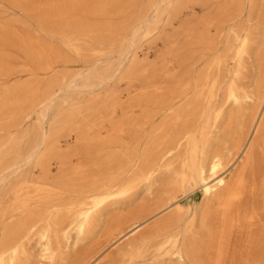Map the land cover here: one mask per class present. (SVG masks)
Masks as SVG:
<instances>
[{"label":"bare ground","instance_id":"6f19581e","mask_svg":"<svg viewBox=\"0 0 264 264\" xmlns=\"http://www.w3.org/2000/svg\"><path fill=\"white\" fill-rule=\"evenodd\" d=\"M2 1L35 29L0 19V264H264V0ZM187 7L199 11L159 63L142 64L139 40ZM145 10L151 20L137 23ZM118 37L122 78L144 80L140 95L68 97L61 109L58 93L80 84L56 65L113 53ZM16 67L30 79L5 85ZM91 79L82 86L109 78ZM52 110L60 130L24 150L21 124L35 113L43 130ZM62 130L81 147L62 152ZM30 164L35 179L22 177Z\"/></svg>","mask_w":264,"mask_h":264},{"label":"rangeland","instance_id":"374dc122","mask_svg":"<svg viewBox=\"0 0 264 264\" xmlns=\"http://www.w3.org/2000/svg\"><path fill=\"white\" fill-rule=\"evenodd\" d=\"M198 9H196L197 11ZM194 8L187 7V8H181L178 10V13L176 16L171 17L168 19L167 15H164L162 18V21L159 25L158 30L155 32V34L148 39H141L138 42V48H137V59L142 63L146 65H154L159 63L160 55L166 50L167 48V38L173 34H176L179 30H181L182 24L186 21H190L196 12ZM199 11V10H198ZM153 16L152 10H145L142 14L140 21L137 23L146 24L149 20H151ZM0 19L2 21L6 22H14L18 19H24L31 23L32 29H35L34 24L28 19L26 14L17 8L16 6L10 4L9 2L0 0ZM133 27V25L131 26ZM130 27V29H131ZM129 29V30H130ZM36 34H38L40 37L46 39L47 41L53 42L54 44H58V41L55 38L48 37L44 33L34 30ZM121 39L118 37L117 39V46L113 53L106 54L103 57H92L91 55L86 56L84 58H77L73 55H70L71 59L65 63H59L56 65L57 71H65L67 74H69L67 83H69L72 79L76 80L80 86L69 88L66 92H60L58 93V99L57 103H59L61 109L64 110L66 105H63V101L65 98L71 97V99L76 101L86 100L91 97H99L103 98L106 96H109L111 98H116L117 102L119 103H128L132 102L135 98H137L141 93V87L144 85V80L141 79H124L122 78V75H124L125 68L128 64L127 60H124L121 62L122 59L119 53V50L121 48ZM21 61V59L19 60ZM124 68V69H123ZM21 70V67H16L13 70V74L9 76L8 78H5V85H11L16 81L19 82H25L30 79V75L27 73H19L18 71ZM17 72V73H16ZM100 74H106L108 76V80L104 82L102 86L95 87L94 89H89L85 86H82L84 82L91 81V77L94 75H100ZM39 78L43 82H45L48 77H50V74L44 75L42 73H39ZM87 76H90V78H87ZM157 81V80H155ZM157 85H160L157 83ZM162 85H164L162 83ZM4 86V85H3ZM0 82V92L3 90V87ZM68 106V105H67ZM64 107V108H63ZM37 111L40 110L39 108L36 109ZM121 109H117L115 112H112L111 110L106 112L104 116L107 115V117L113 118V120L119 119L121 116ZM56 117V110H52L49 112V115L47 116L44 124V128L39 126V121L36 118V114L28 119H26L22 124L21 127L27 129L30 133V139L28 143H23V148L26 150L28 147L32 146L35 141H37L43 132L47 131L48 133L51 132L53 135L57 133L60 128L59 125L56 123H53ZM110 126L109 122L105 121L103 124H101L100 127L95 128L94 131L98 133L99 135L105 137L110 133ZM12 133L15 132V129H11ZM67 130H62L60 132V142L58 144V148L62 152H68L73 151L75 149H79L82 144L76 139L75 135L68 136ZM9 134L5 130H0V139L7 138ZM126 139V138H125ZM80 159L76 156L71 158V163L76 164L79 163ZM58 171V165H53V174H56ZM22 177H27L29 179L36 178L40 174L39 168H36L33 166V164L27 165L22 168L21 170ZM17 175L13 174L11 175V180L14 181L16 179ZM198 200L201 201L203 198L202 192L198 190ZM8 195L5 194L4 190H0V200H4L7 198ZM146 198L144 195V192H141L137 199L136 204H140L143 202V200ZM141 230V229H140ZM138 230L135 234H132L130 232V236L123 237L113 248V251H118L120 247H123L125 243H127L128 240L133 238L138 234L140 231ZM127 237V238H126ZM102 260L99 261L97 264H101Z\"/></svg>","mask_w":264,"mask_h":264}]
</instances>
